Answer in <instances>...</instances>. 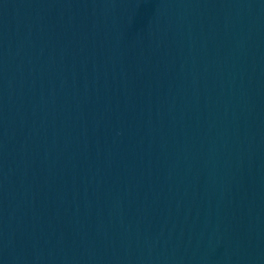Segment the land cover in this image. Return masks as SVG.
<instances>
[{
    "label": "water",
    "instance_id": "obj_1",
    "mask_svg": "<svg viewBox=\"0 0 264 264\" xmlns=\"http://www.w3.org/2000/svg\"><path fill=\"white\" fill-rule=\"evenodd\" d=\"M0 264H264V0H0Z\"/></svg>",
    "mask_w": 264,
    "mask_h": 264
}]
</instances>
